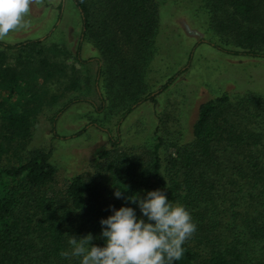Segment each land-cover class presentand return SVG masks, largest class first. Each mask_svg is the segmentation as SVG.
I'll use <instances>...</instances> for the list:
<instances>
[{
    "label": "trees",
    "instance_id": "1",
    "mask_svg": "<svg viewBox=\"0 0 264 264\" xmlns=\"http://www.w3.org/2000/svg\"><path fill=\"white\" fill-rule=\"evenodd\" d=\"M71 1L80 17L79 40L95 48L101 62L96 113L123 117L137 102H154L144 76L155 50L157 0ZM201 1L209 26L241 49L222 50L264 58V0ZM0 47V91H7L0 98V264H79L78 258L60 256L71 249L69 236L91 233L96 237L91 243L102 247L100 220L112 209L132 207L144 218L138 205L114 197L117 188L124 196L141 197L160 189L171 203L188 209L196 232L175 264H264L263 97L222 92L198 104L182 139L164 141L155 128L148 146H98L91 172L75 173L55 187L50 151L25 150L34 106L9 98L30 75L41 83L62 76L65 67L57 57L63 51L40 39ZM10 50L16 51L12 64ZM79 52L80 43L74 57L82 62ZM189 59L188 54L185 66ZM69 78L66 88L72 89L75 74ZM5 156L14 163L3 164Z\"/></svg>",
    "mask_w": 264,
    "mask_h": 264
},
{
    "label": "rangeland",
    "instance_id": "2",
    "mask_svg": "<svg viewBox=\"0 0 264 264\" xmlns=\"http://www.w3.org/2000/svg\"><path fill=\"white\" fill-rule=\"evenodd\" d=\"M58 3L59 0H43L42 4L32 5L26 17L29 26L0 40L14 44L40 39L63 51L57 57L65 67L62 76L41 83L30 75L18 83L9 98L10 102L25 101L34 106L25 150L50 151L55 187L75 173L91 172L93 150L98 146L118 150L148 146L155 128L164 141L182 139L195 118L198 104L222 92L230 97L257 94L264 98V58L222 50L241 49L223 32L209 26L201 0H157L155 50L144 76L149 91L155 94L154 102H137L123 117L116 113L109 116L107 110L96 113L94 109L101 104L100 81H96L98 53L89 43L79 40L80 17L72 1L62 0L57 20ZM78 43L82 62L74 57ZM7 54L8 63L17 61L15 50ZM188 54L190 59L185 66ZM74 74L76 85L68 89L69 76ZM172 74L175 76L169 84L158 90ZM6 94V90L0 91V98ZM72 99L75 100L64 107ZM1 162L11 165L14 160L5 156Z\"/></svg>",
    "mask_w": 264,
    "mask_h": 264
},
{
    "label": "clouds",
    "instance_id": "3",
    "mask_svg": "<svg viewBox=\"0 0 264 264\" xmlns=\"http://www.w3.org/2000/svg\"><path fill=\"white\" fill-rule=\"evenodd\" d=\"M42 3L43 0H0V40L27 28L30 22L26 17L32 5ZM124 191L117 188L113 195L138 205L146 219L138 218L132 207L112 209V215L100 220L102 247L91 243L96 239L91 233L82 238L68 235L71 249L61 251L62 258H78L79 264H175L183 258L184 244L196 232L188 209L171 203L160 189L147 191L143 197L124 196Z\"/></svg>",
    "mask_w": 264,
    "mask_h": 264
},
{
    "label": "crops",
    "instance_id": "4",
    "mask_svg": "<svg viewBox=\"0 0 264 264\" xmlns=\"http://www.w3.org/2000/svg\"><path fill=\"white\" fill-rule=\"evenodd\" d=\"M99 63H101V62H99ZM99 63H98V64H99Z\"/></svg>",
    "mask_w": 264,
    "mask_h": 264
}]
</instances>
